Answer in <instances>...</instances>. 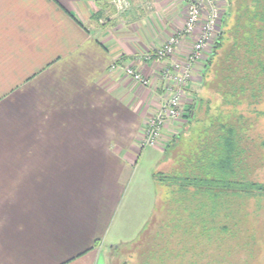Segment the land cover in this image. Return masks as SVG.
I'll use <instances>...</instances> for the list:
<instances>
[{
  "label": "crops",
  "instance_id": "crops-1",
  "mask_svg": "<svg viewBox=\"0 0 264 264\" xmlns=\"http://www.w3.org/2000/svg\"><path fill=\"white\" fill-rule=\"evenodd\" d=\"M185 16V0H131L124 12L113 0H0V264H153L122 253L150 225L231 221L236 191L156 176H185L203 154L206 122L190 127L186 102L159 143L141 147L171 60L147 55Z\"/></svg>",
  "mask_w": 264,
  "mask_h": 264
},
{
  "label": "rangeland",
  "instance_id": "rangeland-1",
  "mask_svg": "<svg viewBox=\"0 0 264 264\" xmlns=\"http://www.w3.org/2000/svg\"><path fill=\"white\" fill-rule=\"evenodd\" d=\"M236 1L215 0L220 18L218 17L217 26L215 25L213 39L220 29H226L232 23V8ZM197 38V32L187 38L190 42L189 48ZM227 45L224 41L218 49L210 69H203L198 73L199 75L191 77L193 81H198L197 87L194 88L193 93L183 97L182 101L188 104L193 99L199 100L200 97L211 98L209 111H206L205 103H201L200 108L190 117L191 121L188 123L193 128L196 126L201 128L204 122H207L209 115L218 112L219 104L226 107L227 111L231 110L230 121L236 124L243 136L240 141L243 148L239 155L240 158L242 157L243 173L249 180L264 182V74H255L251 69L250 81L247 79L244 82L246 88L233 95L238 102H234L233 107L224 105V97L220 92L217 93L220 89L226 90L223 77L231 73L230 69L239 63L238 61L243 60L239 59L242 51L234 52V55L238 54L236 55L238 61L232 60V57L223 59L228 50ZM209 54L208 47H204L201 63L205 62ZM261 57L264 59V56ZM237 194L227 198L231 209V221L226 225H194L193 227L187 225V229L183 226L176 229L171 228V225L167 228H159L160 225L152 224L150 231L146 229L140 232L134 241L136 244H133L132 240V243L123 246L122 253L150 254L154 260L153 264H264V193ZM223 215L224 213H221L222 220H224ZM116 253V249L109 250L110 255L116 256Z\"/></svg>",
  "mask_w": 264,
  "mask_h": 264
},
{
  "label": "trees",
  "instance_id": "trees-1",
  "mask_svg": "<svg viewBox=\"0 0 264 264\" xmlns=\"http://www.w3.org/2000/svg\"><path fill=\"white\" fill-rule=\"evenodd\" d=\"M232 9V23L226 29L219 30L210 49V54L204 62V70L210 69L214 61L213 58L217 56L218 49L224 41H226V45L227 43L229 45H227L228 50L223 59L229 57L237 61L243 59L230 69L231 73L224 75L226 90L221 91L220 89L217 92H220L224 97V105L231 107L235 105L234 102H238V99L233 95H237V91L240 92L246 88L244 82L247 79L250 81L249 71L253 69L255 74H264V59L261 57L264 56V0H237ZM237 51H242V56L239 59H237V53L234 55V52ZM220 59L222 58L220 57ZM230 96L232 98H229ZM210 100V97L193 99L185 107L188 112L186 115L189 116L191 112L199 109L201 103H205L206 111H209ZM217 108L218 112L212 113L207 118L204 151L191 171L185 176L166 174H156V176L168 184L191 185L201 189H230L244 194H263L264 182L249 180L243 173L242 157L239 156L243 148L240 145L243 136L236 124L230 121L231 110L227 111L222 104H219ZM233 118L232 120L236 121Z\"/></svg>",
  "mask_w": 264,
  "mask_h": 264
},
{
  "label": "built area",
  "instance_id": "built-area-1",
  "mask_svg": "<svg viewBox=\"0 0 264 264\" xmlns=\"http://www.w3.org/2000/svg\"><path fill=\"white\" fill-rule=\"evenodd\" d=\"M113 2L119 12L128 10L131 4V0H113ZM185 3L186 16L182 26L169 34L162 45L147 55L154 59L170 57L171 60L161 71V87H163L165 95L157 110L144 123L141 147L158 144L164 124L182 115L184 107L181 101L192 76L193 67L201 59L204 47L207 46L209 51L215 39L212 36L215 35V25L217 26L220 14L215 0H185ZM194 32L198 33V38L191 43L184 59L175 58L182 39L188 38ZM110 69H121L140 85H150V80L129 64L117 65L116 62H113Z\"/></svg>",
  "mask_w": 264,
  "mask_h": 264
}]
</instances>
